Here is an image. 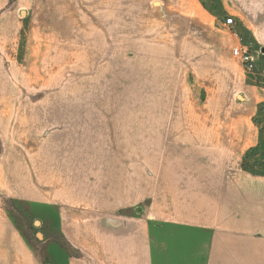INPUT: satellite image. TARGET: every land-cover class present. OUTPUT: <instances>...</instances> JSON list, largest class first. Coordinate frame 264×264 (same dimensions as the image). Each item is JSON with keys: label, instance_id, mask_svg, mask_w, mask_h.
Masks as SVG:
<instances>
[{"label": "rangeland", "instance_id": "1", "mask_svg": "<svg viewBox=\"0 0 264 264\" xmlns=\"http://www.w3.org/2000/svg\"><path fill=\"white\" fill-rule=\"evenodd\" d=\"M15 1L0 0V14ZM225 2L16 5L23 19L18 57L0 66V223L7 221L16 235L32 241L33 250L44 252L39 239L50 233L43 222L48 213L24 200L50 195L49 186L35 185L36 176L49 173L51 158L116 157L115 145L132 138V123H148L139 116L148 109L160 124L215 118L264 128V104L247 93V85H264V63L254 78L231 55ZM233 17L238 27L242 20ZM254 36L246 34V41L262 57ZM256 157V169L264 171V156ZM142 207L133 209L139 213Z\"/></svg>", "mask_w": 264, "mask_h": 264}, {"label": "crops", "instance_id": "2", "mask_svg": "<svg viewBox=\"0 0 264 264\" xmlns=\"http://www.w3.org/2000/svg\"><path fill=\"white\" fill-rule=\"evenodd\" d=\"M23 2L0 14L2 67L18 57L23 19L15 7ZM225 3L252 51L245 35L258 36L260 76L264 0ZM247 93L264 104V85H247ZM147 112L139 116L148 123H132V138L115 145L114 158L48 160L49 173L38 172L35 185L49 186L50 195L24 198L48 213L44 252L1 221L0 264H264V171L254 162L264 156V128L215 118L160 124Z\"/></svg>", "mask_w": 264, "mask_h": 264}, {"label": "built area", "instance_id": "3", "mask_svg": "<svg viewBox=\"0 0 264 264\" xmlns=\"http://www.w3.org/2000/svg\"><path fill=\"white\" fill-rule=\"evenodd\" d=\"M224 25L229 28L232 36L234 37V43L231 47V55L238 59L244 66L245 71L254 78H258L259 74L255 64V53L251 50V46L243 42L242 37L236 31V21L232 15H227L223 21Z\"/></svg>", "mask_w": 264, "mask_h": 264}]
</instances>
